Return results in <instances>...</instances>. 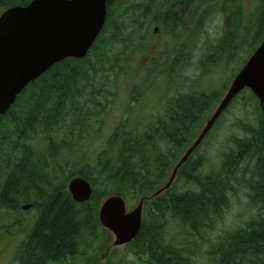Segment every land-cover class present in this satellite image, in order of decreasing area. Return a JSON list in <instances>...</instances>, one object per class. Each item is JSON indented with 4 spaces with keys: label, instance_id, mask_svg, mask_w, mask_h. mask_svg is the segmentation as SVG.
<instances>
[{
    "label": "trees",
    "instance_id": "obj_1",
    "mask_svg": "<svg viewBox=\"0 0 264 264\" xmlns=\"http://www.w3.org/2000/svg\"><path fill=\"white\" fill-rule=\"evenodd\" d=\"M4 1L13 6L31 0ZM122 1L107 0L104 28L86 57L54 65L0 117V177L4 178L0 183V212L17 214L25 204L37 212L23 228L24 238L16 252L18 264H48L73 258L80 242L88 246L97 239V207L103 197L114 194L127 202L144 199L140 231L129 244L136 256L152 264H198L189 248L193 242L173 245L164 235L165 228L172 221L180 230L185 229V234L198 236L199 242L221 221L234 181L248 189L257 214L244 227L219 237L210 256L214 264H264V110L248 90L238 96L243 100L241 108L245 113L249 109L258 113L253 120L239 123L244 137L232 139L233 149L224 156L221 169L201 175L203 158L192 157L178 170L175 182L185 179L194 184V190L177 194L171 186L163 194L145 200L163 186L221 97L218 92L180 93L173 85L174 77L148 119L132 125L135 115L128 116L135 108L129 107L104 151L91 158L88 154L76 158L69 154L76 147L73 140L83 144L89 136L91 118L99 114V98L107 93L105 81L112 73L114 78L124 76L127 63L140 55L143 44H137L136 37L142 31L147 35L151 24L148 17L158 14L163 27L173 31L178 22L177 9L184 12L194 0H171L166 8L163 1L141 0L142 4L124 9L118 20L111 8ZM257 2L256 17L247 29V33L249 28L257 30L252 52L264 37V0ZM131 12L133 23L127 25L125 16ZM226 27L229 29V22ZM232 36L227 31L213 48L212 56L217 58L214 64L224 58L227 63L237 56L235 48L244 40L231 44L235 38ZM228 38L230 45L226 43ZM185 47H180L167 70L171 75L187 65L190 52ZM123 56L126 67L120 65ZM36 135L42 147L33 144ZM76 176L93 188L88 202L75 203L67 191L68 182Z\"/></svg>",
    "mask_w": 264,
    "mask_h": 264
},
{
    "label": "rangeland",
    "instance_id": "obj_2",
    "mask_svg": "<svg viewBox=\"0 0 264 264\" xmlns=\"http://www.w3.org/2000/svg\"><path fill=\"white\" fill-rule=\"evenodd\" d=\"M159 1H163L166 8L171 0ZM142 2L141 0H124L116 4L114 2L115 5L111 8L113 17L120 20L119 17L124 9L132 4H142ZM257 5V0H194L184 12L177 9L178 22L173 31H167L163 27L160 16L153 13L148 17L151 24L147 35L144 34L145 31H142L141 35L136 37V43L143 44L140 55L133 62L127 63L124 76L114 78L112 73L105 81L107 82L105 86L107 93L102 94L105 97L99 98L100 103L97 108L99 114L91 118L92 126L87 128L89 136L83 144H79L76 139L73 140L72 144L76 147L69 154L75 158L88 154L91 158L104 151L114 131L125 119L129 107L135 108L128 116L131 117L132 113L135 115V118L130 121L132 125L148 119L150 113L159 107V99L171 87L170 79L173 77V85L180 93L218 92L221 96L232 79L231 75L243 65L242 63L247 60L255 46L254 33L257 30L249 28L247 33V29L250 21H254L256 17ZM132 15L131 12L125 16L127 25L133 23ZM227 22H229V29L226 27ZM154 28L159 29L155 34L152 31ZM227 31L235 37L231 44L244 41H241V45L235 48L237 56L234 59L233 55L227 63V59L224 58L223 62L214 64L217 58L212 56L214 54L212 50L225 37ZM226 43L230 45L229 38ZM185 45V49L190 52V56L186 59L187 65L179 70L176 69L177 73L171 75L167 70L171 69L172 61L177 56L180 47ZM210 56L212 58L207 63ZM124 58L125 56L122 57L120 65L126 67ZM202 63L207 66L202 67ZM133 99H136L135 102ZM242 104L243 100L240 96L216 121L196 152L193 160L202 157L204 161L201 175L212 174L221 169L224 156L233 149L232 139L244 137V132L238 126L239 123L249 122L253 120L255 114L257 115L258 112L255 113L252 109L245 113L241 108ZM33 144L37 148L42 147L39 135L35 136ZM77 148L81 150L76 151ZM80 166L82 167L83 164ZM70 169L71 166L65 169V172L68 173ZM3 180L4 178L0 177V183ZM232 185L233 190L229 192L228 208L224 211L221 221L216 224L210 234H204L199 242L198 236H192L190 232L185 234V229L180 230L172 221L165 228L164 235L173 245L193 242L188 247L194 256V261L198 264H214L210 251H215L214 245L219 237L244 227L257 214V209L248 198L249 191L242 185V182L234 181ZM194 189H196L194 184L178 178L175 183L173 182L171 191L181 194ZM136 204L137 201L127 202L126 211H131ZM36 216L37 212L33 209L20 210L17 214L0 212V264H18L16 249H18L20 240L24 238L23 228ZM16 217L19 218L21 225H14ZM7 226L9 228L3 229ZM96 236L97 239L88 246L84 243L85 241L80 242L73 258L48 264H152L145 257L136 256L129 246L114 247V238L108 231L97 228Z\"/></svg>",
    "mask_w": 264,
    "mask_h": 264
},
{
    "label": "water",
    "instance_id": "obj_3",
    "mask_svg": "<svg viewBox=\"0 0 264 264\" xmlns=\"http://www.w3.org/2000/svg\"><path fill=\"white\" fill-rule=\"evenodd\" d=\"M107 0H32L25 6L6 10L0 16V117L14 104L27 85L55 64L86 57L101 34L107 15ZM157 32V28L154 29ZM250 90L264 110V40L231 81L209 118L184 150L162 187L145 200L168 190L178 170L187 162L230 103L244 90ZM75 203L88 202L90 183L77 176L67 184ZM143 201L126 212L122 196H105L97 208L100 226L114 238L113 246H125L140 231ZM31 205H23L26 211Z\"/></svg>",
    "mask_w": 264,
    "mask_h": 264
},
{
    "label": "flooded vegetation",
    "instance_id": "obj_4",
    "mask_svg": "<svg viewBox=\"0 0 264 264\" xmlns=\"http://www.w3.org/2000/svg\"><path fill=\"white\" fill-rule=\"evenodd\" d=\"M18 5H20L21 6V4H17V5H13V6H9L8 5V3H6L4 0H0V15L4 12V11H6L7 9H9V8H11V7H14V6H18ZM44 75V74H43ZM40 79V77L38 78V79H36L35 81H37V80H39ZM35 81H33V82H31V83H34ZM31 83H29L28 85H27V87L31 84ZM26 87V88H27ZM26 88L23 90V92H21L19 95H22L23 93H24V91L26 90ZM18 97V96H17ZM17 97H16V100H17ZM15 100V101H16ZM13 107V106H12ZM11 107V108H12ZM21 225L20 224V221L19 220H15L14 221V225ZM20 244H21V240H20V243L18 244V247L20 246ZM17 250V249H16ZM15 253V252H14Z\"/></svg>",
    "mask_w": 264,
    "mask_h": 264
}]
</instances>
